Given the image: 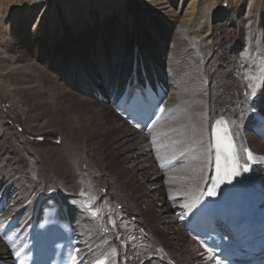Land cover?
<instances>
[{"label": "bare ground", "instance_id": "bare-ground-1", "mask_svg": "<svg viewBox=\"0 0 264 264\" xmlns=\"http://www.w3.org/2000/svg\"><path fill=\"white\" fill-rule=\"evenodd\" d=\"M20 1L0 0V22H3V10ZM40 1H29V5L26 6L28 13L25 15V22H21V17L17 14L12 16V24L11 21L7 22V31L4 34L6 50L2 53L3 60H0L5 65L6 81L16 85L15 89H20V95L29 101L27 104L30 108L27 111V124H25L27 128L38 134L47 127H57L53 130L55 132L59 127H66L65 140L73 146L72 150L68 148L59 150L57 147L50 151L44 149L46 150L44 156L47 155L46 158L53 164L54 173L51 170L53 174L50 175L56 180L53 187H44L45 174L42 175V171L36 169L37 166L32 164L33 160L28 162L26 166L29 167H26L24 172H14L15 175L18 174V178H11L8 174V178L1 180L3 175L0 176V187L11 193L13 209L20 207L30 209L40 193L56 192L65 197L74 214L76 213V219L83 214L77 221V229L85 251L93 252L96 249L94 242L99 240L104 241V246L110 251L115 249V254L121 256L122 264H160L163 263L161 261L163 258L176 264H200L201 257L198 255L197 243L180 225L178 212L182 215L186 213L187 209L181 207L182 204L189 202V196L186 194L194 192L197 188H205L211 175V131L214 119L219 115H226L233 123L235 134L242 146L250 144L254 149L258 148L255 149L257 152L264 153V142L248 129L247 117L253 112L250 106L252 99L246 100L244 95L248 91L249 83L245 80V76L255 73L262 58L255 56L250 62L244 60L241 64H237L241 62L238 58L240 52L235 56L230 54L229 58L232 62L230 72L237 76L236 83L241 91L219 106L213 105L211 91L214 86L213 78L217 73L216 68L220 62L217 54H211L213 60L207 56L214 47L220 49L222 46L216 41V36L224 32L222 37L229 40L228 36L235 35L238 36V41L234 40V44L240 47L244 45L243 36L246 26L243 22V0H120L121 15L116 13L114 22L113 19L110 20L113 16L110 9L103 5L109 6L115 0H78L81 6L80 14L76 13L78 16L72 15L70 6L64 4L61 7V15L64 16L65 21H62L57 8L51 11L49 17L45 15L46 11L48 12L49 0H45L42 5L40 4L41 6L37 5L40 7L39 12L32 10ZM248 2L252 4L254 0ZM94 4L97 6L94 7ZM204 12L213 15L211 27H205ZM153 21L158 23L160 28L165 29L162 35L165 40L156 38V29L152 28ZM28 23L31 26L29 30H27ZM37 26L42 30L48 26L52 38L62 30V27L68 31V43L73 45V42H76L78 52L90 68L88 73L90 81L86 83L84 90H91L94 87L102 89L106 81L110 85L122 81L125 83L136 66H144L146 69H156L171 81V96L165 106L167 112L168 107H172L169 106L171 101L181 102L188 94L194 95L193 107L186 112L176 114L170 124L167 123L169 126H163L159 131L160 134H165L173 128L178 129L181 124L186 126L184 131L177 130V135L168 137V140L180 142V145L177 143L176 148L168 146L166 150L185 153L182 163L168 172L151 168L154 160L147 150H151L153 146L147 141L146 134H139L128 125L117 113L110 110V104L102 103L83 93V96L68 94V90L58 83L55 74L47 72L49 66L43 57L36 62L31 58L24 59L26 56H20L18 40L24 38L27 31L30 35H34ZM77 26L84 32L82 41L78 38ZM155 27L157 28V24ZM185 30L188 32L184 34ZM262 32L260 35L264 38V28ZM169 36H173L169 42L171 47L167 44ZM196 41L207 45L206 50L201 45L203 49L199 54L207 57L208 61L204 58L205 60L201 62L196 58L195 53H190L191 50L189 52L190 46H197ZM164 44L167 48L169 46V55L164 54ZM231 44L229 46H232ZM255 51L254 53L263 51L264 58V48L261 45L256 47ZM99 72L101 79L96 77ZM183 82H186V86L182 87L181 96L179 91L181 88L178 86ZM177 87L180 89L176 90ZM73 95L77 96L75 103L68 101L73 99L71 98ZM252 101L256 110L264 112V87L258 90L257 97ZM243 102L246 103V107L242 106ZM172 108L177 107L173 105ZM80 115H83L88 122L89 134L83 132L87 130V126L84 120H80ZM109 117L113 118L114 123H109ZM108 140L112 142L113 153L121 158L122 165L115 164V161V163L109 162L106 152ZM168 140L166 138V141ZM18 141L16 140L19 144ZM8 142L13 145L16 143L13 138ZM161 145L162 142L158 146ZM20 146L26 150V153H31L29 156L31 159L39 158L34 157L24 144ZM4 148L8 151L6 158L10 157L9 153L13 149L8 150V146ZM87 149L90 150L89 156L81 152ZM8 159L10 162L11 158ZM182 166L187 168L186 175L167 179L168 176L177 173ZM59 179L69 182L66 183L67 186L65 185L69 186L67 191H71L74 195L78 193L76 198L72 200L68 198L63 191L64 187L58 183ZM81 192L86 193L87 196L82 197ZM73 201L89 203L94 209H98L99 215L96 220L94 221L87 209L77 207ZM118 202L123 203V206H119ZM134 216L138 222L142 223L144 219L148 221L145 232H141L143 226L138 225V227L137 221H133ZM85 218L91 220V223L86 222L88 231L84 234L80 221ZM109 221H114V225ZM96 232H100L103 238L94 237ZM112 233L119 238L120 244L114 242ZM143 240V246H139ZM121 245L122 249H120ZM144 248L148 251L140 258L139 251ZM5 252V245L0 240V257ZM157 256L160 258L157 259Z\"/></svg>", "mask_w": 264, "mask_h": 264}, {"label": "rangeland", "instance_id": "rangeland-1", "mask_svg": "<svg viewBox=\"0 0 264 264\" xmlns=\"http://www.w3.org/2000/svg\"><path fill=\"white\" fill-rule=\"evenodd\" d=\"M29 1L30 0H21L20 2H18L16 4H12L7 10H3V13H2L3 17L1 16L3 22H0V59H2V60H3V58H2L3 54L2 53L4 52V50H6L4 47L5 42H6L4 34H6L5 32L7 31V26H8L7 22L11 21V24H12L13 20H11V18L15 14H17L21 17V19H20L21 22H25V19H26L25 15H26V13H28L26 11L27 10L26 6L29 5ZM119 1L120 0H115V2L109 6H107L105 4L103 5V6H105V8L110 9L113 16H112V18L110 16L109 17H110V20L113 19L112 20L113 22H114V17L117 14L119 16L121 15V6H120L121 4ZM243 1H242L243 5H244L243 6V10H244L243 22H244V25L246 26V31H245V34L243 36L244 37L243 38L244 39L243 40L244 45L242 47H240L239 45L234 44L233 41L234 40L238 41V36H235V35L233 37H232V35L228 36L229 40H227L226 38L222 37L224 32H223V34L219 33L216 36V41L217 42L219 41V43L222 46L220 47V49L214 47L212 52L209 51L208 56H207L208 58L213 60V57H211L212 56L211 54H217V56H218L217 59L220 62L216 68L217 73L215 74L216 76L213 78V85L214 86L211 89L214 106L215 105L219 106V104L226 103L227 101L230 100L231 97L235 96L237 92L239 93L241 91V90H239V86L236 83L237 76L234 73L230 72V70H231L230 65H232V62L230 61V58H229L230 54L232 56H235V54L240 52V56H238V58L240 60L239 59L238 60L241 62H238L237 64H239V63L241 64L242 62H244V60L250 62L251 59L255 58V56L258 58H263L262 57L263 51L262 52L259 51L257 53H254V52H256L255 48L258 47L259 45H261L264 48V41L261 40L264 38H261V35H260L261 33H263L262 29L264 28V0H254V2L252 4H250L248 2V0L247 1L245 0L244 2ZM44 2H45V0H41L40 3L36 4L32 8V10L36 11V13L39 12L40 7H37V5L41 6ZM64 4L65 5L68 4L70 6V8L72 10V15L78 16V15H76V13L80 14L81 6L78 3V0H49V8L47 9L48 12L46 11L45 15L47 17H49L48 15L51 13V11L53 9L57 8L58 13L62 18V21H65L64 16L61 15V7ZM90 4L92 5L93 2ZM116 5L119 6L118 10L116 8L117 7ZM93 6L96 7L97 5L94 4ZM44 17L45 16H43V18ZM106 19H107V17H106ZM126 19L127 18L125 17L124 20H126ZM212 19H213V15L210 16L209 13L204 12L203 22L205 23L206 28H208V26L211 27L210 22L212 21ZM4 20H5V22H4ZM46 24H48V23L46 22ZM88 24H89L88 26H90V23H88ZM156 24H157V28L155 27ZM39 25H41V23H39ZM93 25H94V23L92 24V26ZM30 27L31 26L28 23L27 30H29ZM153 27L156 29V31H155V33H157L156 38H158L159 40H165L164 36H162V35H164L163 33H164L165 29L160 28V25L158 23H156L155 21H153V23H152V28ZM36 29L37 30H35L34 35H30V33L27 31L26 34H24L25 37L24 38L22 37L21 39H19L20 41L18 40L19 48H20L18 50V54L22 57L26 56L24 59H27V58L30 59L31 58V60L33 59L35 61L36 60L38 61L40 58L43 57L44 61L49 66V67L47 66L48 67L47 70H49L47 72L48 73L52 72L55 74V76L58 78V79L57 78L56 79L59 80L58 83L60 85L64 86L68 90V92H69L68 94L71 95L74 93L77 95H82L84 89H86V83L90 81V77L88 76V73L90 72V68L88 65H86V63H84L83 56L81 55L80 52H78L79 48L76 46L77 45L76 42H73V45H70L68 43V39H67V32L68 31H66L65 28L63 29V27H62V30H60V32H57L58 34H56L55 37H53V38L51 36L52 35L51 31H49L50 28L48 29V26H45V28H44L45 30H42L39 26H37ZM39 29H41V30H39ZM38 31H39V34H38ZM61 31H63V32H61ZM76 31H77V35L79 36L78 37L79 40L82 41L84 32L82 31L81 27L77 26ZM186 31L188 32V30H185L184 34L186 33ZM192 33L194 35H196V33H194V32H192ZM94 38L96 39V37H94ZM172 38H173V36H171V37L169 36V40L167 39L168 43H167V41H166V43L168 45H170L169 42H171ZM109 41H111V40H109ZM196 42H197V46H190L188 48L189 52L191 50L190 53H195L196 58L199 61H201V60L203 61L207 57L206 58L202 57L201 54H199V53L203 49L202 48L203 46H204V49L206 50L207 45H205L203 43L202 44L198 43L199 41H196ZM231 43H233V44H231ZM229 44H231L232 46H229ZM201 45H203V46H201ZM233 45H234V47H233ZM83 47L86 49L85 46H83ZM170 47H171V45H170ZM194 47H196L197 49H194ZM164 48H165L164 54L169 55V51H170L169 46L167 48V46L165 45ZM209 54H210V57H209ZM246 54L248 56V59H245ZM2 60H0V80H1L0 81V176L3 175V177H1L2 179L1 178L0 179L1 180L6 179V178H8V176L11 178L12 177L18 178V176H17L18 174L15 175L14 172H17V173L24 172L26 167H29V165L26 166L27 164H29L28 162L33 160L32 164L35 165V167L37 166L36 169H38L39 171H42V175L45 174L44 176L46 178H43L44 184H45L44 187L45 188L49 187V186L53 187L56 183V180L52 176H50L54 173L53 164H52V161L50 159L49 160L47 159L48 158L47 155H46L47 158L44 156V153L46 152V150L47 151L53 150L54 147L59 148V150L63 149V148H65V149L68 148V150H72L73 144L71 145L65 140V138H67L64 135L65 134L64 132L66 131V127L62 128V127L58 126L59 128L56 132L53 130L57 127H55V126H53L52 128L47 127L43 131L38 132V134H40V135L36 134L31 128H29V127L27 128V126L25 125V124H27L26 123V120H27L26 117H28L27 111L30 108V105L28 106V104H27L28 99L27 98L25 99L24 96L22 97L20 95V93H19L20 89H17V88L15 89V87H17L16 85H12V83H9L8 81H6L5 75H4L6 70H5V65H3V63L1 62ZM208 60L209 59H206V61H208ZM245 64H248V63H245ZM245 68L247 69V66ZM2 70H3V72H1ZM100 74L101 73L99 72L98 75L96 76L99 79H101ZM7 83H9V85ZM184 86H186V82H183L182 84H180L178 86L181 89L177 87L176 90L180 89L179 91H181L182 87L184 88ZM12 91H13V93H11ZM10 93L12 94L11 97H10ZM180 95L181 96L183 95L182 91L180 92ZM76 97H77L76 95H75V97L73 95V96H71V98H73V99L72 100L70 99L68 101L75 103V101L77 100ZM93 99H95V98H93ZM222 99H224V100H222ZM194 102H195V96L191 95V94H188L187 97L185 99H183L181 102L173 100V101H171L169 106L173 107V105H174V107H177V108L168 107L167 113L173 112L172 113L173 116L171 117V119H173L176 114L186 112L187 110H189L190 107H193ZM251 102H252V100H251ZM28 103H29V101H28ZM92 104L94 105V102H92ZM78 105H80V103H78ZM93 105H91V106H93ZM245 105H246V103L243 102L242 106L246 107ZM84 107H86V105H84ZM87 107H89L88 104H87ZM109 108H110V110L115 112V110H113L111 108V106H109ZM23 109H25L26 111L22 112ZM87 115H88V113H87ZM171 119L169 120V124H170ZM80 120H84V124H85V126H87V130L83 131L84 134L85 133L89 134L88 133L89 132L88 122L85 120V117L83 115H80ZM108 121H109V123H114L112 117H109ZM167 123H166V125H163V126H169V124H167ZM181 125L182 126H179L178 129L173 128L172 130H169L168 132L165 133L166 135L164 133L160 134V132H158L157 138L162 137V139H160V140L162 141V145L164 144L166 146V148L163 152L158 153V154L156 153V155H158V156H156L152 153V149L154 147H152L151 150H147L148 154L154 160L153 161L154 163L151 164V166H150L151 168H159V165H156L157 162L158 163H167V162L173 160V158L177 157L178 156L177 154H180L179 152H176V151L168 152L166 150H167L168 146H171V147L173 146L176 148V147H178V145H180L179 144L180 142L178 143V142H174L172 139H171L172 141L168 140V139L170 137H172L173 135H177L178 134L177 130L181 132V131H184L186 129V126L184 124H181ZM167 133L169 134V136ZM165 136H167L166 138L168 141H166V138H163ZM12 138H13V141H15V142H16V140L17 141L19 140L18 142L20 145L24 144L26 146L27 150L29 149L32 152V154H34V157L38 156L39 158H36V159L32 158L31 159L29 157L31 155V153H26V150L21 148V146L17 142L14 143V145L10 144L8 142V140L9 139L11 140ZM148 139L149 138H147V141H149V143L152 144L151 146H154L155 143L151 142L150 139L149 140ZM176 141H178V140H176ZM87 143H88V141H87ZM111 143L112 142H110L108 140V146L109 147L106 146L107 147L106 152L108 153V158L110 159L109 162L113 163L115 161L116 163L115 162L114 163L119 164V166H120V165H122L121 158H118V156H116L113 153V148H112L113 146ZM177 143H178V145H177ZM5 146H8V150L13 149L9 153L10 157H8V158H11L10 162H8L9 159L6 158V153L8 151L4 148ZM66 146H68V147H66ZM9 147H14V148H9ZM157 147H159V146L155 145V148H157ZM45 148H46V150H44ZM255 149L258 150L257 147H255ZM35 151H36V153H35ZM81 152H83L84 155H85V153H86V155L88 154L87 156L90 155L89 149L83 150ZM113 154H114V157H113ZM158 157H159V159H158ZM51 170L53 171L52 174H51V172H52ZM185 170L187 171L186 166H182L178 172L176 171L177 173H174L173 175L168 176L167 179L168 178L173 179V178H177V177L179 178L181 175L184 176L188 173V172L186 173ZM17 180H19V179H17ZM58 183L60 184V186L62 185V187H64L65 190L63 189V191L66 192L69 199L72 200V199L76 198V195L78 194L77 192H75L77 194L74 195V193L72 194L71 191H67V189H69V186L66 187L67 186L66 183H69L68 181L63 180V179H59ZM106 192L107 191H105V193ZM118 203H119V206H123V203H120V202H118ZM85 219H86V221L84 223L82 222V220L80 221L81 225L79 223V225L82 226V228H83L82 231H84V234L86 233V231H88V228L86 227V222L91 221V220H87V218H85ZM132 219L135 222L137 221L136 222L137 226L138 225L143 226L142 228L140 227L141 232L142 233L145 232L144 230H146L148 228L147 227L148 221H146V219H144V220H142V223L138 222V220L135 216L132 217ZM95 220H96V217L94 218V221ZM177 224H178V221H177ZM112 235H113V238L115 239L114 242L117 244H120L119 238H117L113 233H112ZM143 243L140 242L139 246H143ZM120 249H122V248H120ZM98 250L99 249H97V247H96V249L92 252L90 257H94V259H95L97 257L96 253ZM147 251L148 250L145 248L142 251H139V253H140L139 257L141 258L142 255Z\"/></svg>", "mask_w": 264, "mask_h": 264}, {"label": "snow or ice", "instance_id": "snow-or-ice-1", "mask_svg": "<svg viewBox=\"0 0 264 264\" xmlns=\"http://www.w3.org/2000/svg\"><path fill=\"white\" fill-rule=\"evenodd\" d=\"M245 59H248L247 54ZM245 80L249 83L247 84L248 91L244 93L246 100H254L257 97V92L261 87H264V58L260 60L259 65L256 68L254 74L245 76ZM252 110L259 117L258 122H264V114L257 113L255 104L252 105ZM161 112L164 111L163 108L160 109ZM217 124H227V121L223 119L218 120ZM153 142H155V137H153ZM216 165H215V177L211 179L210 186L206 189L197 188L194 192L188 193L189 202L184 203L181 207L191 211L197 208L198 205L202 202V197L204 195L208 197H216L221 186L224 184H232L234 181H237V178L241 177L245 173H249L252 170V164L255 162L252 152L248 148H243L238 150L236 143L233 139L231 131L225 127L223 131L216 132ZM243 151L246 154V159H243L240 155V151ZM185 153H180L179 156H183ZM176 157L177 159L179 158ZM159 159V157H158ZM264 159V158H261ZM82 197H86L87 194L81 192ZM73 204L81 209H87L90 212V215L95 218L99 215V210L94 209L89 203H78L73 201ZM205 207H207L205 205ZM114 225V221H109ZM107 231V229H105ZM78 249H73V252L70 256L71 264H78L77 252ZM17 256L20 255L19 252L16 253ZM113 255H115V249H113ZM211 254H210V257ZM96 264H105L104 260H97ZM216 264H221L219 258H216Z\"/></svg>", "mask_w": 264, "mask_h": 264}]
</instances>
